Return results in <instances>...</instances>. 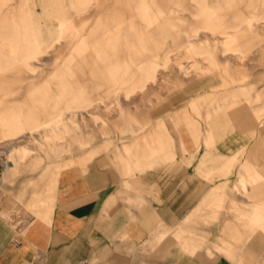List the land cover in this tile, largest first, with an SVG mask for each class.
<instances>
[{
    "label": "crops",
    "instance_id": "crops-1",
    "mask_svg": "<svg viewBox=\"0 0 264 264\" xmlns=\"http://www.w3.org/2000/svg\"><path fill=\"white\" fill-rule=\"evenodd\" d=\"M6 2L0 0V73L8 70L12 76L1 74L0 92L6 94L16 88V94L10 98L14 100L22 94L18 84L25 83L35 72L23 64L31 56L28 52L34 39L31 34V40L25 41V33L20 28V8L2 12ZM36 2L48 12L51 4ZM121 2L106 7L103 17L86 18L79 28L71 29L66 22L54 26L57 39L68 33L69 55L63 69L53 72L51 77L59 76L62 88L68 93L77 87L87 95V89L104 84L102 73L111 82L126 80L132 73V65L143 61L141 56L129 58L128 53L136 52L138 47L158 44L172 34L170 30L177 28L175 15L189 10L184 5L186 0ZM71 3L75 13L81 14V6L85 4L79 0ZM62 11L58 13L63 14ZM20 41L25 45L21 49L18 48ZM56 42L52 40L47 48ZM231 54L241 58L245 52ZM10 60H19L23 65H9ZM237 74L235 71L234 81L242 80ZM262 76L264 71H255L246 87L237 88L234 94L239 93L238 89H247L251 100L261 97L262 101L244 111L242 107L237 109L236 130L239 127L240 132L226 136L223 144H217L209 155L195 151L192 142L180 143L182 153L176 142L172 161L160 169L131 175L123 171L117 157L114 163L119 168L98 156L83 166L63 168L54 182L45 185L42 197L32 208L33 215L22 225L11 224L0 212V264H264V259L256 255L264 239V205H255L252 199L243 196L252 204L234 213L235 228L227 229L226 234L224 228L230 225L229 220L225 224L221 221L207 224L210 210L205 209L209 200L212 204L220 202L221 185L227 183L228 195L231 194L230 184L236 176L221 178L218 169L228 171L234 166L237 160L233 153L239 147L243 151L239 160L244 163L239 168L236 186L245 187L247 183L251 192L263 187L264 172L254 167L264 164V117L263 124L257 123L261 114L257 109L264 108ZM73 84L76 87L70 86ZM251 89L253 92H249ZM205 95L213 92L209 89L199 96ZM24 99L43 102L45 98L34 88ZM8 104L7 99L0 100L3 108H8ZM21 119L19 113L0 114V138L10 140V150L11 143L25 138ZM40 126L33 125L27 134L32 136ZM46 126L54 132H65V125L59 119ZM211 132L208 125L204 141L207 149ZM5 166L7 172L11 171L8 164ZM11 210L9 205L0 207L3 212Z\"/></svg>",
    "mask_w": 264,
    "mask_h": 264
},
{
    "label": "rangeland",
    "instance_id": "rangeland-1",
    "mask_svg": "<svg viewBox=\"0 0 264 264\" xmlns=\"http://www.w3.org/2000/svg\"><path fill=\"white\" fill-rule=\"evenodd\" d=\"M42 1L51 4L48 12L36 0H7L2 9L4 13L8 8H20V28L25 41L31 40V34L34 39L28 52L31 56L23 64L35 72L25 83L18 84L24 96L10 100L16 88L10 93L0 92V100L9 101L8 108L0 106V114L19 113L25 136L16 144L11 141V150L10 140L0 138V153H8L5 163L11 168L7 172L6 166L0 164V207H12L11 211H0L3 213L0 215L11 224L28 221L26 218L33 215L32 208L42 197L45 185L54 182L63 168L83 166L101 156L116 168L122 166L127 175L141 174L172 161L176 142L182 153L180 143L192 142L195 151L209 155L217 144H223L226 136L240 132L239 127L236 130L237 109L242 107L244 111L262 101L261 97L251 100L247 89H238L242 98L234 93L250 83L253 72L264 71V0H186L184 5L189 10L175 15L177 28L170 30L172 34L158 44L128 53L129 58L141 56L143 61L132 65V73L126 80L111 82L102 73L104 84L87 89V95L77 84L70 85L76 88L68 93L62 88L59 76L51 77L53 72L63 69L69 55L68 33L57 39L54 26L66 22L71 29L79 28L86 18L103 17L106 7L121 4L122 0H79L85 4L81 6V14L75 13V7L71 8L72 0H58L56 4ZM61 9L63 14L58 13ZM52 40L57 42L47 48ZM22 46L25 45L20 41L18 48ZM235 52H245L244 57L231 54ZM8 64L20 66L22 62L10 60ZM235 71L242 80L234 81ZM2 73L12 76L8 70ZM34 88L45 98L43 102L25 101L24 97ZM209 89L213 95L199 96ZM257 110L261 113L257 123H261L264 108ZM253 118L255 121L254 115ZM57 119L65 125V132H54L46 126ZM36 124L42 126L29 136L28 129ZM208 125L212 128L209 149L204 144ZM237 149L233 153L237 160L234 166L228 171L218 169L221 178L236 176L230 184L231 194L228 195L225 183L221 185L220 202L212 204L209 200L205 206L210 210L207 224L214 221L225 224L229 220L224 234L227 229L235 228L234 213L251 206L243 196L252 199L255 205H264V181L263 187L252 192L247 183L245 187L236 186L239 168L244 163L239 160L242 148ZM114 157L120 166L115 165ZM254 167L264 172V164ZM243 192L246 195H241ZM263 247L264 239L256 253L261 259H264Z\"/></svg>",
    "mask_w": 264,
    "mask_h": 264
},
{
    "label": "bare ground",
    "instance_id": "bare-ground-1",
    "mask_svg": "<svg viewBox=\"0 0 264 264\" xmlns=\"http://www.w3.org/2000/svg\"><path fill=\"white\" fill-rule=\"evenodd\" d=\"M3 151H5V150H3ZM4 153H6V152H2V153H0V164H2L3 166H5V156H6V154H4Z\"/></svg>",
    "mask_w": 264,
    "mask_h": 264
},
{
    "label": "built area",
    "instance_id": "built-area-1",
    "mask_svg": "<svg viewBox=\"0 0 264 264\" xmlns=\"http://www.w3.org/2000/svg\"><path fill=\"white\" fill-rule=\"evenodd\" d=\"M80 264H86L85 262H81Z\"/></svg>",
    "mask_w": 264,
    "mask_h": 264
}]
</instances>
